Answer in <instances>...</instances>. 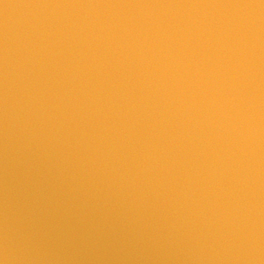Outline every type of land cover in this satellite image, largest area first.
Masks as SVG:
<instances>
[{
  "label": "water",
  "instance_id": "obj_1",
  "mask_svg": "<svg viewBox=\"0 0 264 264\" xmlns=\"http://www.w3.org/2000/svg\"><path fill=\"white\" fill-rule=\"evenodd\" d=\"M0 264H264V0H0Z\"/></svg>",
  "mask_w": 264,
  "mask_h": 264
}]
</instances>
